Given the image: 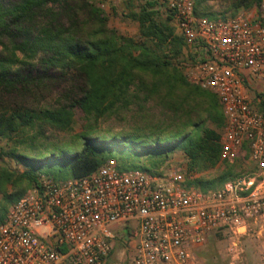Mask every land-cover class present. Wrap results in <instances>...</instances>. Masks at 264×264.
<instances>
[{"label": "trees", "instance_id": "trees-1", "mask_svg": "<svg viewBox=\"0 0 264 264\" xmlns=\"http://www.w3.org/2000/svg\"><path fill=\"white\" fill-rule=\"evenodd\" d=\"M209 1L196 0L195 12L219 18ZM261 1L236 0L231 11L236 13L241 4L260 6ZM107 2L0 0V141L13 144L9 151L0 150V222L41 174L80 177L111 158L120 169L162 174L181 152L186 184L202 189L218 187L238 174V168L246 170L241 163L247 161V142L234 162L221 158L226 118L220 98L187 78L185 63L194 61L195 53L176 33L168 0H122L124 17L138 23V38L108 27L99 6ZM85 9L87 32L80 24ZM223 13L221 18H228ZM54 70L76 76L74 88L79 91L74 101L38 108L2 106L5 97L33 92ZM149 105L160 114L150 113ZM77 110L82 112L78 131ZM131 111L139 113L134 125L116 130L103 123L107 118L127 119ZM48 126L69 138L46 141ZM4 155L25 169L9 168L2 163ZM121 231L132 234L128 224ZM212 237L222 234H212L207 242ZM197 251L196 256L205 259L206 252Z\"/></svg>", "mask_w": 264, "mask_h": 264}, {"label": "built area", "instance_id": "built-area-1", "mask_svg": "<svg viewBox=\"0 0 264 264\" xmlns=\"http://www.w3.org/2000/svg\"><path fill=\"white\" fill-rule=\"evenodd\" d=\"M168 2L195 53L187 78L220 98L222 160L234 162L247 142L252 167L209 189L188 186L185 166L151 174L113 158L80 177L43 173L0 222V264H107L131 223L128 264H200L195 250L219 232L232 264L249 237L264 264V0L214 19L195 12L196 0Z\"/></svg>", "mask_w": 264, "mask_h": 264}, {"label": "rangeland", "instance_id": "rangeland-1", "mask_svg": "<svg viewBox=\"0 0 264 264\" xmlns=\"http://www.w3.org/2000/svg\"><path fill=\"white\" fill-rule=\"evenodd\" d=\"M14 0H5V2H10ZM236 0H210L209 5L214 12L218 13L219 18L222 17L223 12L226 15L233 16L241 12L253 13L258 5H244L241 4L240 8L236 13L231 11L232 3ZM102 7L105 14L108 17V27L112 30L117 31L119 34H123L129 37L139 36L138 23L133 20L127 19L123 15V3L122 0H109V2L104 4H99ZM224 14V13H223ZM89 17V12L85 9L80 13V19L82 22L81 26L85 28L84 32L90 30L89 26H86V19ZM173 25L176 28V33L179 34L176 24L173 20ZM189 53V50H186ZM40 67L37 62V71ZM52 78L45 81L40 86H35L33 92L31 93H20L17 92L9 97L3 99L2 106L4 108H24V107H42V106H55L62 103H71L76 98L78 94V89L74 88L77 83L74 81L75 77L73 74L64 75L60 70H54L51 72ZM75 82V83H74ZM147 110L152 114H160V110L152 109V105L147 107ZM139 114L137 111H131L128 113L127 119L120 117L107 118L104 120L105 126L115 128L116 130L121 129L127 125H134L140 120H137L135 116ZM144 114V110L141 111ZM82 112L77 110L76 112V122L75 128L78 131L80 126ZM45 136H47L46 141H64L69 138L70 134L62 132L60 130L54 129L48 126L44 130ZM13 144L6 140L0 141V150L4 149L6 151L11 150ZM181 153V152H176ZM173 155L172 161L175 168H182L185 166L186 171V159L185 156L180 154ZM2 163L6 164L11 169H18L22 172L25 169L24 165L18 164L14 158L10 155H4ZM241 166L245 169H250L252 166L246 162H242ZM238 172L243 171V169L238 168ZM221 185V184H220ZM219 185V186H220ZM136 226L135 223L130 224V229ZM119 236L116 238V246L114 253L111 255L108 264H128L132 254L134 252V247L129 244L131 237L130 234H123L120 232ZM244 255L241 261L234 264H263L261 260V251L257 248L255 240L252 237L244 238ZM197 252L205 253V259L200 258V264H232L231 259L227 254V240L222 237H212L204 245L197 248ZM221 258V259H220ZM211 261V262H210Z\"/></svg>", "mask_w": 264, "mask_h": 264}, {"label": "crops", "instance_id": "crops-1", "mask_svg": "<svg viewBox=\"0 0 264 264\" xmlns=\"http://www.w3.org/2000/svg\"><path fill=\"white\" fill-rule=\"evenodd\" d=\"M178 154H179V155H180V154L182 155V153H177V154H175V155H178ZM183 155H184V154H183Z\"/></svg>", "mask_w": 264, "mask_h": 264}]
</instances>
